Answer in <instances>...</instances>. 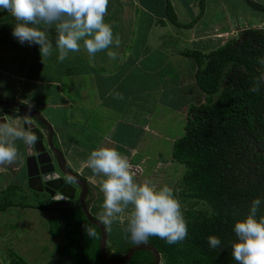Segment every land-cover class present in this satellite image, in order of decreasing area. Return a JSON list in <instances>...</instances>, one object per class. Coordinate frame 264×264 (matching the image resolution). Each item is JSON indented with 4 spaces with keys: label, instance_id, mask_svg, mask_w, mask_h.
I'll return each mask as SVG.
<instances>
[{
    "label": "trees",
    "instance_id": "1",
    "mask_svg": "<svg viewBox=\"0 0 264 264\" xmlns=\"http://www.w3.org/2000/svg\"><path fill=\"white\" fill-rule=\"evenodd\" d=\"M249 4L264 10L261 4ZM199 6L196 17L184 26L192 27L200 18L204 0H199ZM165 12L168 20L181 24L169 0ZM183 54L195 61V83L205 101L187 106L183 134L173 140L170 160L183 167L179 197L191 198L204 207L186 209L190 216L184 218L188 235L183 241L168 244L153 236L148 242L157 248L163 264H237L229 246L236 240L234 223L247 215L253 199L264 201V80L259 91H250L264 74V66L257 62L264 57V27H245L209 52L185 50ZM13 205L8 198H0V211ZM58 211L67 222L78 223L77 230L73 231L76 226L64 230L67 244L57 247L59 257L46 264H96L98 260L110 264L99 252V228L87 220L80 206ZM260 215H264V203L257 218ZM82 222L93 226L95 237L83 236ZM58 229L50 233H63ZM213 235L221 240V248L209 247L207 238ZM90 245L96 247L93 256L85 250ZM126 249L112 255L119 256ZM151 261L150 251L139 250L127 264Z\"/></svg>",
    "mask_w": 264,
    "mask_h": 264
},
{
    "label": "crops",
    "instance_id": "2",
    "mask_svg": "<svg viewBox=\"0 0 264 264\" xmlns=\"http://www.w3.org/2000/svg\"><path fill=\"white\" fill-rule=\"evenodd\" d=\"M169 1L173 7L178 22L181 23L179 25L174 24L167 19L165 12L166 0H109L108 12L104 19L106 23L112 26L114 37L119 36L121 43L118 48L113 45L108 50L115 51L117 53V58L115 60L110 59L107 56V50L98 52L94 57H89L88 53L82 46L79 52L69 53L68 57L60 63L57 59L59 53L56 52L57 49L54 47L51 54L52 57L44 58L42 61L38 45H28L27 43L23 45L20 44L10 33L11 26L7 24L4 26V22L9 21L6 15H9V13L0 9V43L3 44V42H5L4 36L7 38V35L10 36L7 39L13 43L9 44V46L3 44L2 46L4 47L1 48L2 51L0 54L5 57V54L10 48L21 47L20 55L14 58L16 64L15 68L12 66V62H8L10 60L13 61V55L11 54H8L9 57L6 61L7 69L0 66V94H9L8 86L10 82L17 88V91L14 94L16 96H7L8 98L4 96L6 99H15V101L25 105L30 103L29 99L36 97L37 99L40 98L42 101H47L45 104H48V101H50L49 99L52 96L66 99L65 96L60 97L59 95L64 91H68V95L71 96V99L65 100L66 103L62 100L60 102H57L56 100L54 101V104L62 105L63 107L66 105L69 107L72 106L74 111L72 122H76V125L81 126H87L90 124L94 128L92 130H96L95 135H90L87 132L85 134H80L79 132L80 139L78 140L93 141L95 136L108 138L114 125L121 122L124 124L127 123L128 125H135L136 123L138 127L143 125L145 130L149 129L150 127L146 124L148 122H145L146 118L144 117V121L140 120V118H142L140 117L141 105L139 108L138 106L134 108L132 104V99L134 97L133 92H136L135 88H140L141 85L138 86L135 82L133 84L131 80L133 78L132 76L129 81L122 83L120 79V82H118L119 80H117V78H120L119 75H116L118 66H122L120 75H125L127 71H132L133 65H136L135 67L143 66L146 58L156 60L159 55L162 56L163 59L167 56L170 58L175 56L178 58H186L188 56L183 54V51L185 50L209 52L223 44L222 35H224L225 32L229 33L230 30L233 31L234 25H239L237 22L238 20L229 16L228 7H222L223 3L217 2L219 3L218 10L220 13L223 12L220 18L222 19L221 21H218L217 19L213 20L212 16H206L208 11V8L206 7L209 6V8H211L210 3L213 0H204V9L200 18L192 27H186L183 24L191 22L196 17L197 12L200 11L199 0ZM208 1H210L209 4ZM261 5L264 6V3ZM211 13H209V15ZM231 18L234 19L233 22L231 21ZM246 23L245 25H242L243 27L239 26V28L242 27L241 29H243L248 26L264 27V22H252L250 18L246 20ZM186 31L190 32L189 36L184 35ZM50 35L53 36L52 40L54 42V29L51 31ZM183 37L186 38L185 40L188 42V45L185 46L187 48L184 49L183 47L180 49V47L178 48L175 46V43ZM194 45H197L196 47H198V49L193 48L192 46ZM27 49L28 54L26 55ZM125 50L128 52L122 56L123 59H120V55ZM129 51H131V54H129ZM188 58L192 60L191 57ZM77 59H80L81 62H78ZM89 59L92 61L93 65H90L87 62ZM109 59L113 60L112 63H109ZM62 65L65 66L63 70L61 68ZM87 65L90 70L85 72V67ZM26 66L28 67L27 74L24 72ZM155 70L156 69L154 68H145L142 73L135 78L136 81L142 83L143 79L147 77L146 74L150 71L155 72ZM195 70L196 67L194 71H192L193 74H195ZM178 71L180 72V69H178ZM183 74L184 73L181 71L180 78H177V81L184 82L185 79H187V75L184 76ZM159 75H161V73ZM161 79V89H164L165 86L169 84V80L164 75H162ZM107 82H110L112 87L116 85V82H118L119 85L122 83L118 88L119 93L121 90L124 93V98H114V95L111 93L118 92V88L111 91L112 87ZM176 85L177 87L179 86L178 83ZM156 93L157 90L151 91L146 95V98L151 97L152 99H156ZM158 93L163 97L165 91H160ZM163 101H165L164 97L163 100L159 99V101L157 100L155 103H164ZM52 102L53 101H51V103ZM118 102L123 105L122 108L116 111V108L121 106L117 104ZM54 104L52 103L51 107H55ZM126 106L129 107V117L123 116ZM177 107H179L178 103L175 108ZM0 109L4 111L17 110L15 106L11 107L2 105L0 106ZM32 109L39 112L52 125V128L55 131V139L60 143L64 156L70 166L78 173L85 176L87 181L91 182L92 186H94V190L89 196L90 208L93 209L92 203L94 200H98V194L96 195V191L100 190V180L94 183L89 178L92 177L94 173L85 165V161L90 152L98 148V146L87 148V144H83L82 142V144L78 143V147H76L73 141L68 143V141L71 140H69L70 137L67 138L66 123L65 125L63 123L65 120L67 121L69 117H67L65 113L63 115V110H60L61 112L57 113L58 116L56 118L49 119L44 113H42V110H39L34 105ZM163 114L170 113L168 110H165ZM7 119V123L22 128L20 117ZM155 131L156 130L153 129V132ZM99 142L101 143V146L106 145L110 148L116 142L118 143V141ZM15 143L19 153L18 161L16 160L10 166H3L0 174L2 172L7 175L12 174L14 183L24 187L25 182L22 179L23 169L20 167L21 161L19 160L23 155V141L17 140ZM130 151L131 153L127 157L130 163H132V161L144 159V157L139 159L135 158L136 156L132 155L133 150L131 149ZM124 156L127 155L124 154ZM80 163H82L83 166ZM84 165L86 166L85 168ZM100 179H102V177H100ZM0 186L1 192L3 190L2 184H0ZM121 224L123 226V223ZM106 228L109 235L111 230L108 227ZM111 241L112 240H109V244Z\"/></svg>",
    "mask_w": 264,
    "mask_h": 264
},
{
    "label": "rangeland",
    "instance_id": "3",
    "mask_svg": "<svg viewBox=\"0 0 264 264\" xmlns=\"http://www.w3.org/2000/svg\"><path fill=\"white\" fill-rule=\"evenodd\" d=\"M199 2V1H198ZM210 1H208L209 4ZM223 3L222 7H228L229 16L238 20L239 25H234L233 31L225 32L222 35L223 43L228 40L233 34H237L239 30L245 25L246 20L250 18L252 22H264V10H260L258 8H254L253 5L249 4V2L262 4L264 0H213L210 3V7L208 8L206 16H212V19H217L221 21L220 11L218 10L219 3ZM199 10V8H198ZM199 12V11H198ZM197 12V14H198ZM212 12V13H211ZM209 13H211L209 15ZM6 14V13H5ZM8 17V22H4V26L10 25L12 33L13 25L16 23L14 18L9 14H6ZM209 18V17H208ZM260 18V19H257ZM234 19L231 18L233 22ZM247 25V23H246ZM253 25V24H252ZM239 26H242L239 28ZM190 32H185L184 35L189 36ZM7 35V34H6ZM53 35V34H51ZM50 35V39H53V36ZM10 37L7 35V38ZM4 36L6 46L9 44H13ZM186 38H181L178 42L175 43L176 47H180L182 49L188 45V42L185 40ZM3 44L0 43V52ZM197 45L192 46L193 48L198 49ZM53 47L55 48V43L53 42ZM191 47V48H192ZM9 48V47H8ZM213 48V47H212ZM21 47H13L10 48L9 51L4 55L0 54V66L2 68L7 69L6 61L9 57L8 54L13 55L12 60L8 62H12V66L15 68V59L18 55H20ZM58 52V50L56 51ZM128 51H123L120 55V59H123V55H125ZM28 54V49L26 50V55ZM131 54V51H129ZM52 57V56H51ZM58 57V55H57ZM88 58V57H86ZM85 58V59H86ZM128 59V58H127ZM56 61V60H53ZM78 62H81L80 59H77ZM113 60L109 59V63H112ZM87 62L90 65L92 61L89 59ZM60 63V62H59ZM195 61L188 57L186 58H178V57H166L165 59L162 56H158L156 60L151 58H146L145 63L141 67L132 66V71H127L126 74H121V67L118 66L116 75H119L120 78L118 82L124 83L125 81H129L131 76L133 77L131 80L134 84L138 86L141 85L140 88H135L136 92H133L132 104L134 108L138 106L140 107L141 114L140 120L144 121L150 128L145 130L143 125L139 127L136 125H128L127 123H118L114 125V128L110 132L108 138H102L95 136L93 141H84L78 140L80 139V134H85L86 132L90 135H95L96 130L92 127V125L81 126L76 125V122H72L73 118V108L66 105L63 107L62 105H55L54 101L60 102L61 100L66 103L65 100L71 99V96L68 95V91L62 92L59 96H65L66 99L58 98L52 96L48 101V104H45L47 101H42L40 98H31L29 102L37 107L39 110H42L49 119L56 118L58 112L63 110V115H67L69 119L64 121V125L66 123V135L67 138L70 137L68 141L74 142L76 147L79 144H87V148L92 147H100L101 143L99 141H118L111 148H115L121 152L124 156L126 154L128 157L131 153V149L133 150L135 158L144 157V159H140L137 161H132L131 166L134 167L132 170L135 172L134 179L140 183L143 181H150L153 185L157 187H161L167 185L173 190V195L181 205V211L184 218H188L190 215L187 213V210L196 211L200 208H203L201 202H196L191 198L182 199L177 194L179 192V178L182 174L183 167L179 163H174L170 160V152L171 146L174 138L180 137L183 134V124L186 115V108L190 103H200L204 102V94L197 88L194 81V74L192 71L195 69ZM104 66V65H103ZM62 70L65 66H61ZM145 68H154L155 72L150 71L146 74V78L143 79L142 83L137 82L135 78H137ZM28 67L26 66L24 72L27 74ZM180 69V72L178 71ZM49 70V69H48ZM88 65L85 67V72H88ZM181 71L184 73L183 75H187V79L184 82L177 81V78H180ZM161 73V75H159ZM191 73V74H190ZM63 74V73H62ZM162 75L166 76L169 80V84L165 86L164 89H161ZM183 77V76H182ZM112 87L110 82H107L114 91L118 86L122 84H118ZM179 84L177 87L176 84ZM9 94L3 95L6 98L7 96H16L14 95L17 91V88L9 82ZM121 89V88H120ZM157 90L156 99L147 97L146 95L151 92ZM119 92V88L117 90ZM165 91L163 97L165 98L164 103H155V101H159V99L163 100V97L159 95L158 92ZM122 92V90L120 91ZM68 98V99H67ZM11 100V99H10ZM21 100V99H20ZM15 102V99H12ZM55 107H51L52 103ZM142 101V104H141ZM62 102V103H63ZM71 103V102H69ZM123 103V102H122ZM179 104V107L175 108ZM61 104V103H60ZM118 106L116 111L122 108L120 102L117 103ZM27 105V104H25ZM61 110V111H60ZM165 110H168L170 114H163ZM19 110H17L18 112ZM167 112V111H166ZM129 107H125L123 112V116L129 117ZM163 114V115H162ZM147 116V117H146ZM55 122V119H54ZM81 126V127H80ZM92 127V128H91ZM91 128V129H89ZM153 129L156 130L153 132ZM80 132V134H79ZM95 132V133H94ZM72 144V143H71ZM108 147V146H104ZM138 150V151H137ZM133 156V157H134ZM82 164V163H80ZM80 166V165H79ZM83 166V164H82ZM86 166L84 165V168ZM2 171V167H0V172ZM87 172V171H86ZM94 183L100 180V176L93 174L92 177H89ZM14 178L12 174L1 173L0 174V184H2V188L5 191L4 196L1 194L0 198H8L12 202H14L13 206L6 208L0 211V262L1 264H46L49 260L55 259L59 257V250L57 247L64 246L67 244V238L64 234V230L67 228H76L73 231L77 230V224L74 221L67 222V218L59 216V211L50 209L48 197L44 194L39 195V193L35 192L30 194L28 191L23 188H19L18 185L14 183ZM14 184L13 186L8 188L6 192V187ZM1 187V186H0ZM97 199L92 203V208L89 211L99 219V213L103 210V194L100 190L96 191ZM34 194V195H33ZM3 196V197H2ZM47 198V199H46ZM48 201V203H47ZM16 203V204H15ZM33 204V206H30ZM48 204V209L46 208H38V206H46ZM35 206V207H34ZM187 209V210H186ZM58 212V213H57ZM123 223V226L122 224ZM67 225V226H66ZM94 225V224H93ZM121 225V226H120ZM81 226L83 229H80L83 232V236H86L85 227L93 228L84 222H82ZM127 226V211L124 214H120L118 219L113 222L110 227L111 233L109 232L108 241H107V249L114 254V252H123L126 248L130 247L132 244V240L129 238V234L125 231ZM61 227V232L57 236H53L50 232L59 230ZM84 230V231H83ZM109 240H112L109 244ZM84 244L83 246H85ZM90 248V249H89ZM96 247L91 248V245L86 247L85 250L93 256L94 250ZM141 255V254H140ZM102 259V258H101ZM103 260V259H102ZM105 262V261H104ZM104 264L99 261L96 264ZM159 264H163V261L160 260Z\"/></svg>",
    "mask_w": 264,
    "mask_h": 264
},
{
    "label": "clouds",
    "instance_id": "4",
    "mask_svg": "<svg viewBox=\"0 0 264 264\" xmlns=\"http://www.w3.org/2000/svg\"><path fill=\"white\" fill-rule=\"evenodd\" d=\"M108 4L109 0H0V9L16 21L12 36L22 45H38L42 61L52 54L53 40L49 37L53 29L59 62L69 53L79 52L82 46L89 57L107 50V56L115 60L117 53L108 49L113 45L118 48L121 40L119 36L114 37L112 26L105 22ZM257 62L264 66V57ZM261 80L264 74L255 80L250 91H259ZM111 94L116 99L124 98L119 92ZM15 102L27 107L28 111L33 107L30 103L26 106ZM21 116L25 115L20 113ZM24 124L25 127L20 128L0 122V167L10 166L18 159L17 140L26 145L37 142V136L29 130L30 122L26 120ZM85 165L102 177L99 189L103 194V210L99 220L103 225L110 228L119 215L127 211L125 231L134 244L147 243L153 236L176 244L187 237V223L173 190L167 185L157 187L150 181L138 183L128 158L115 148L100 146L92 150ZM262 203L260 198L253 199L247 215L234 223L236 240L230 241L229 246L237 264H264V215L257 218ZM85 232L89 238L96 236L91 228L85 227ZM207 239L210 248H221L218 237L213 235Z\"/></svg>",
    "mask_w": 264,
    "mask_h": 264
},
{
    "label": "water",
    "instance_id": "5",
    "mask_svg": "<svg viewBox=\"0 0 264 264\" xmlns=\"http://www.w3.org/2000/svg\"><path fill=\"white\" fill-rule=\"evenodd\" d=\"M12 105L19 109L18 112H12L10 110L0 109V122H7V118L20 117V113L25 116H21L22 128L25 127L24 122L27 120L30 122V131L37 136V142L33 145L25 144L26 155V173L29 177L27 187L31 190L42 191L46 190V187L51 189L49 194L53 195V199H59L61 201L55 202L56 205H67L70 202L64 201L67 197L71 198L74 195L76 185L80 186L81 191L79 195L81 209L83 210L86 218L89 222L96 225L100 230L99 240V252L102 258L110 264H127L133 254L139 250H148L153 255V261L150 263L137 262L135 264H159L160 253L157 248L150 242L144 244H133L126 249V251L119 256H111L106 252V242L108 237V231L105 225L100 220L94 218L88 211V207L85 202V196L87 195V183L86 181L74 173L68 166L63 153L57 147H50L49 150L54 154V160L50 156L46 146L43 145V137L41 129L32 121L31 117H34L41 126L48 131V141H51L53 135V128L49 122L37 111H28V108L22 106L16 102L8 101L2 98L0 95V106ZM54 161V162H53ZM48 166V167H47ZM134 168V167H132ZM64 174L63 175H61ZM37 181L39 186L32 184V181ZM74 184V185H73ZM45 186V187H44ZM45 188V189H44Z\"/></svg>",
    "mask_w": 264,
    "mask_h": 264
},
{
    "label": "flooded vegetation",
    "instance_id": "6",
    "mask_svg": "<svg viewBox=\"0 0 264 264\" xmlns=\"http://www.w3.org/2000/svg\"><path fill=\"white\" fill-rule=\"evenodd\" d=\"M31 119H32V121L41 129V131H42V133L44 134V137H43V141H42V143H43V145L44 146H46V148H47V150H48V152H49V154H50V156L52 157V160H54V154L49 150V148L52 146V147H57L58 149H60L61 151H62V148H61V145H60V143L58 142V140H56L55 139V131L53 130V135H52V139H51V141H48V131H47V129L46 128H44L43 126H41L40 124H39V122L34 118V117H31ZM49 122V121H48ZM49 124H50V122H49ZM51 125V124H50ZM52 126V125H51ZM62 153H63V151H62ZM63 156H64V153H63ZM65 157V156H64ZM26 155H25V143L23 142V155H22V158L21 159H19L20 161H21V169H23V171H22V173H23V180H24V182H25V186L24 187H22L24 190H26V191H28L30 194H32V193H34L35 194V192H37V193H39V195L41 196V194H44L45 196H47L48 197V200H49V207H50V209H54V210H57L58 211V208H62V207H65V208H68V209H71L72 207H74V206H80V208H81V204H80V199H79V195H80V191H81V188H80V186H78V185H76L77 186V188L75 189V192H74V195H73V197H71V198H69V197H67L64 201H69L70 203L69 204H67V205H56V204H54L55 202H59V201H61V200H59V199H53V195H54V193H56V192H54L52 195H50L49 194V191L51 190V189H49L48 187H46V190H42V191H35V190H31V189H29L28 187H27V184H28V179H29V177L27 176V171H26V169H27V165H26ZM66 159V158H65ZM18 161V160H17ZM54 162V161H53ZM66 162H67V164H68V166L70 167V169L74 172V173H77L81 178H83L85 181H86V183H87V188H88V190H87V195L85 196V201L87 202L88 201V203H87V205H88V211H89V209H90V203H89V196L91 195V193L93 192V190H94V186H92V183L91 182H89V181H87L86 179V177L85 176H83L82 174H80V173H78L76 170H74L71 166H70V164H69V162L67 161V159H66ZM48 167V166H47ZM61 175H63L64 176V174H62L61 173ZM32 184H34V185H36V186H39L38 185V182L35 180V181H32L31 182ZM74 185V184H73ZM45 187V186H44ZM45 189V188H44ZM33 194V195H34ZM47 199V198H46ZM47 203H48V201H47ZM48 207V204L44 207V208H46V209H48L47 208ZM82 210V209H81ZM82 212H83V210H82ZM58 213V212H57ZM84 213V212H83ZM89 213L94 217V218H96V219H98L96 216H94L90 211H89ZM85 215V214H84ZM86 217V216H85ZM88 220V219H87ZM99 220V219H98ZM89 221V220H88ZM110 231V230H109ZM106 252L109 254V255H111V256H113L112 254V252H110L108 249H107V246H106ZM120 255H122V254H120ZM152 262V261H151ZM137 263V262H136ZM150 263V262H149ZM135 264V263H134Z\"/></svg>",
    "mask_w": 264,
    "mask_h": 264
}]
</instances>
